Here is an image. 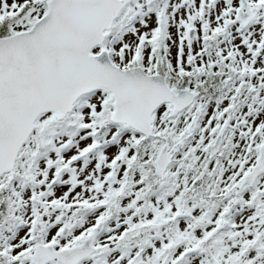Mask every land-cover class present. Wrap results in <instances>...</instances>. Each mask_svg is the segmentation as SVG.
Instances as JSON below:
<instances>
[{
	"label": "flooded vegetation",
	"instance_id": "flooded-vegetation-1",
	"mask_svg": "<svg viewBox=\"0 0 264 264\" xmlns=\"http://www.w3.org/2000/svg\"><path fill=\"white\" fill-rule=\"evenodd\" d=\"M253 9L256 16L248 26L258 22L262 34L264 14ZM238 24L241 28L248 27ZM216 34L217 38L210 40L208 46L202 37L200 47L191 51L185 63L175 64L173 74L171 69L167 70L171 77L143 67L150 74L167 76L171 87L198 93L189 106L179 111L170 102L162 104L154 113V131L150 136L126 124L113 123L110 120L113 95L97 91L109 97L110 108L100 114L109 112L107 117L112 122L108 128L98 125L92 129L94 154L91 155L99 159L97 167L102 176L96 180L94 193L84 204L68 206L69 211L63 214L67 220L59 229L62 238H71L79 228L73 223L74 214L87 216V211L92 213L90 208L97 211L94 226L63 245L54 239L44 240L56 226L44 219L26 222L12 234L14 238L9 243L5 240L6 228L0 224V264H34L29 256L38 245L69 249L92 233L96 234L97 251L79 264H94L95 257H99L97 264L100 260L118 264H192L196 261L202 264L199 250L205 241L211 247L207 264H264V171L251 177L264 144V127H260L264 126V118L258 128L247 121L264 111L260 110L264 104V49L252 48L245 42L241 46L229 44L230 31ZM260 42L264 43V37ZM109 52L111 57L115 53ZM144 61L147 62V57H143L146 66ZM119 64L122 68L139 65L138 62L129 66ZM182 74L190 77L179 79ZM124 137L126 142H122ZM216 142H219L217 150L212 146ZM166 143L172 161L163 174L154 160ZM110 147H116L118 152L104 164L102 155ZM85 158L88 156L84 155ZM151 164L158 173L150 175ZM179 168L187 174H168ZM15 169L0 176L11 180ZM170 182L174 192L167 197L165 189ZM68 197L70 192L65 196ZM35 212L36 208L29 209L32 219L38 215ZM67 228L70 231L64 234ZM23 229H28L24 238L28 242L26 248L13 241ZM188 244L191 250L184 249ZM190 252L192 256L186 261ZM47 264L62 263L54 260Z\"/></svg>",
	"mask_w": 264,
	"mask_h": 264
},
{
	"label": "water",
	"instance_id": "water-1",
	"mask_svg": "<svg viewBox=\"0 0 264 264\" xmlns=\"http://www.w3.org/2000/svg\"><path fill=\"white\" fill-rule=\"evenodd\" d=\"M131 2L48 0L45 13L30 28L0 36V175L15 169L43 115L63 120L81 97L92 92H111L114 110L110 120L148 136L153 134L154 113L162 104L172 103L175 111L191 104L197 92L171 87L167 76L150 74L139 65L122 68L103 47L107 32ZM255 16L249 1L240 0L236 20L248 26ZM195 30L189 29L190 39ZM212 146L217 150L219 142ZM169 149L168 143L163 145L154 160L163 174L172 161ZM263 171L264 144L251 177ZM61 220L67 217L62 215ZM95 240L92 233L80 244L61 250L40 244L29 258L34 264L54 260L79 264L97 251Z\"/></svg>",
	"mask_w": 264,
	"mask_h": 264
},
{
	"label": "rangeland",
	"instance_id": "rangeland-1",
	"mask_svg": "<svg viewBox=\"0 0 264 264\" xmlns=\"http://www.w3.org/2000/svg\"><path fill=\"white\" fill-rule=\"evenodd\" d=\"M26 1L32 2L34 0H0V16L4 15L6 11L10 9V6L14 5L16 2L23 3ZM38 1L41 2L42 0ZM249 1L250 7L262 11L261 14L263 16L264 0ZM138 2H140L143 7L147 6L146 0H138ZM239 6L240 0H170L166 9L169 34L167 38H165V53L168 60L171 62V67H167V70L171 69L173 74L175 64L180 61L185 63L186 58L191 56V51L200 47V39L203 37L204 33L215 26H220V31L223 33L228 31L231 32L232 41L229 43L231 45L241 46L244 42L253 45V40L255 42L262 41L260 33L261 28L258 22L247 28H241L238 24L236 13ZM41 8L42 5L39 3L33 14L41 17L43 15ZM123 11L121 13H123ZM120 16H122V14H120ZM159 24V15L150 9H146L143 17L137 19L133 25L128 26L121 38L112 43V48L105 47L109 51L115 52L112 53L113 61L116 62L114 63L122 67V65L119 64L120 62L125 66L138 62L140 66L145 68V64L140 62V57L142 55L148 58L150 53L153 52L152 47H150L151 42L149 39L154 31L158 29ZM193 27H195L196 30L193 32V38L190 39L188 37V31ZM240 48L243 52H246L243 47ZM112 49H114V51ZM166 74L170 77L172 76V74L168 72H166ZM81 104L84 106L81 115L83 121L82 131L74 138L63 137L59 140L62 144L64 142L70 143L65 153L60 156L53 154L49 160L44 159L39 164L41 177L46 178L47 181L45 190L50 188L52 193H50L49 197L45 200H41L39 207H36L38 215L35 216L34 219H32V214H30L29 211L25 215V218L28 220L27 222H39L38 220L44 219L48 223H55L56 226L49 230L44 240L51 241L54 239L56 243L63 245L72 242L75 236L80 235L81 232L83 233L94 226L95 213H97V211L90 208L92 209V213L87 211V216L78 214V216H74L73 223L78 224L79 228L71 238H62L60 232V224L63 222L61 216L69 211L68 206L73 204H84L85 200L90 198L94 193L93 189L96 180L102 176V173H100L97 167L100 163L99 159L91 155V153L94 154L92 129L97 126L94 121L96 114L103 111L106 112L107 109L110 108L109 97L95 91L88 94V96L81 101ZM260 110H264V104L263 108ZM108 113L109 112L105 113L106 117ZM50 117L51 115L49 114L42 116L40 119L42 124L45 125ZM262 118H264V111L259 112L254 120L247 119V121L250 126L258 128ZM260 127L264 126L262 125ZM125 138L126 137L122 139V142H126ZM117 152L118 149L116 147L107 149L102 155L105 158L104 164L106 161H110ZM84 155H87L88 158L83 159ZM67 192H70V197L65 198ZM32 193L33 191L27 194L29 200H34V198H32ZM55 200H58V202L55 203ZM87 204L91 205V203ZM92 204L95 205V203ZM47 207H51V210L48 211ZM85 207L89 209V207ZM183 227L186 228V221H183ZM27 231L28 229L21 230L13 241L16 244H22L26 248L28 242H26L24 238L28 235ZM57 237L59 238L58 240H56ZM193 248L195 249V247ZM9 253L11 254V252ZM97 260L98 259L93 263L97 264V262H99ZM99 264L118 263L116 261H101ZM192 264H199V262L196 261Z\"/></svg>",
	"mask_w": 264,
	"mask_h": 264
},
{
	"label": "trees",
	"instance_id": "trees-1",
	"mask_svg": "<svg viewBox=\"0 0 264 264\" xmlns=\"http://www.w3.org/2000/svg\"><path fill=\"white\" fill-rule=\"evenodd\" d=\"M170 0H146L147 6L143 7L138 0H133L127 7L124 9L122 16L116 20L114 27L107 35L105 42V47L112 48V43L116 42L117 39L125 33L128 26L133 25L137 19H141L144 15V11L150 9L157 13L160 17V24L158 29L150 36V42L153 52L150 53V56L147 58L146 67L150 72H167V67L170 66L171 62L168 60L165 53V38L169 34L168 22L166 16V9ZM42 5L41 11H46L47 0H38L26 1L23 3L16 2L14 5L10 6V9L6 13L0 16V36H7L14 34L21 30H26L32 26V24L38 20L39 16L33 14L37 9L38 4ZM264 24V19H263ZM264 28V27H263ZM221 30L220 26L212 27L208 30V34L203 35L205 41L204 45L208 46L211 44L213 38H217V32ZM262 38L264 37V32L261 34ZM253 45L247 43V46L252 48L259 47L262 50L264 49V43L252 41ZM144 55V54H143ZM141 63L143 62V56L141 55ZM134 62L132 64H136ZM188 65L191 66V60H188ZM171 67V66H170ZM262 68H264V61L262 63ZM179 77V76H178ZM190 76L182 74L179 79L185 80ZM88 95L83 96L78 103L76 104L74 111L71 112L63 120H57L53 114L48 119V122L43 125L39 119L36 124V131L32 135L31 139L28 142V146L24 147V153L20 155L14 178L9 180L7 176H0V224H3L6 228L7 236L5 237L6 243H9L14 237L15 232H17L28 220L25 218V215L31 207H39L41 200H45L49 197L50 188H46V178L41 177V172L39 169V164L42 160H49L53 154L62 155L69 148L68 143L60 142L59 140L63 137L74 138L78 133L82 131V111L84 106L81 104V101L86 98ZM95 123L98 126L108 128L112 126V122L104 114H96ZM153 157V155H152ZM157 170L151 164L150 175H153ZM170 175L172 174H187L185 170L182 169H173L169 171ZM33 191L34 200H29L27 194ZM174 192L172 182L168 183L167 188L165 189L166 196L169 197ZM186 198V197H185ZM27 199V200H26ZM190 200V199H189ZM185 202L188 201V198L184 199ZM58 200H55L57 203ZM37 212H35L36 215ZM74 216H78L74 214ZM103 219L101 217L99 222ZM42 222V221H41ZM210 246L207 245L205 241L202 247L199 250V253L202 254V264H207V258L209 255ZM184 249L191 250V246L185 245ZM98 256V255H97ZM192 256L190 252L186 261L189 260L188 257ZM98 259L97 257H95ZM99 261V259L97 260ZM102 261V260H100ZM124 264H127L126 262ZM183 264H188L184 262Z\"/></svg>",
	"mask_w": 264,
	"mask_h": 264
}]
</instances>
